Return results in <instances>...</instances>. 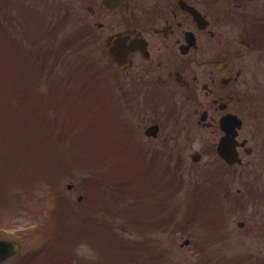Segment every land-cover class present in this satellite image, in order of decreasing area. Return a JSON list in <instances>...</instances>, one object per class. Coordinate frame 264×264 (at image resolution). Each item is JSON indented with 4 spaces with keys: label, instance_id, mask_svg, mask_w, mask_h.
I'll return each instance as SVG.
<instances>
[{
    "label": "rangeland",
    "instance_id": "1",
    "mask_svg": "<svg viewBox=\"0 0 264 264\" xmlns=\"http://www.w3.org/2000/svg\"><path fill=\"white\" fill-rule=\"evenodd\" d=\"M26 1L29 6L50 4L38 0ZM48 1L54 3L56 10L69 8L78 10L81 17L87 21V11L80 0ZM12 3L14 5H10L9 11L14 8L22 10L21 4L16 1ZM58 3L63 5L58 6ZM4 18L7 19V13H4ZM78 20L74 15L65 23L63 29L57 31H50L49 27L45 29L47 43L39 55H36L37 51L34 49L35 40L42 36V33L35 34L38 26H30L31 21L25 25L20 22L21 32L22 26L27 31V34L23 33L22 39H25L26 45L28 41V48L22 49L21 52L27 57L39 56L44 60L42 64L44 76L38 81L34 96L25 91L31 80L29 67L34 66V63L26 58L15 60L10 57L9 54H15L17 49L11 42L0 40V80L4 81L3 88L0 89V151L6 154L7 166L24 167L19 170V177L11 182L4 175H0V235L16 237L21 240L22 246L20 254L12 261L22 258L21 261L24 262L27 258L36 263L34 259L42 257L45 253L51 255L59 252L58 248L51 246L45 248L52 232L44 230L21 232L30 223L37 222L33 220L38 216L34 211L36 204H38L37 209L42 211L43 219L40 223L45 225L47 221L44 215L50 216L55 212L53 214L55 216L57 207L61 206L60 201L69 213L70 221L74 220L73 217L81 218L79 224L83 225L85 215L89 216L87 238L92 239L101 251V259L97 264L122 262L123 264H219V262L229 264L230 259L240 258L238 255H246L238 253L244 251L241 248L248 244L246 237L226 233L225 237L219 240L222 235L217 236V233L215 235L210 232L211 229L208 227L211 222L206 214L202 213L187 220L184 213L186 207L181 213L184 195L196 188L195 177L198 174H181L183 180L173 183L174 187L170 192L175 196L169 202V212L164 219L170 224L167 227L163 225L165 221L160 220L162 216L145 206L139 199L137 196L139 188L122 186L124 181L130 182L133 179V174L127 172L128 169L123 171V164L118 161L122 152L116 147V141L111 143L108 149L110 155L106 156L108 136L104 130L111 135L115 133L109 128H103V120L113 122L112 111L117 108H113L112 103L108 104L106 109L102 110V116L100 110L102 103L87 98L89 74L84 73L85 62L80 64L82 73L75 72L77 57L87 53V39L83 37L81 40H76L72 37L78 35L81 30V27L75 25ZM9 26L6 23L4 28L0 29L1 39L10 31L13 32L12 27ZM18 35L19 33L16 32L14 37ZM25 43L22 42L24 46ZM20 64L23 68L27 67L22 72L26 73V76L21 80L19 73H15ZM105 80L109 82L106 75ZM87 101L92 103L87 104ZM110 107L113 110L108 109ZM88 115H91L90 119ZM25 124L28 140L35 135L39 138L35 140L37 144L34 145H37L36 148L41 155L42 165L38 172L42 177V189L36 179L39 176L24 178L30 168L32 170L36 168L35 163L28 161L26 157L25 137L22 136L24 142L14 138L21 136ZM30 141L32 143L34 140ZM125 154L123 153V158ZM119 165L122 171L117 173L113 181V171L117 172ZM135 166L139 171V166ZM25 182H28L29 188L19 199L15 197L12 187L20 189ZM139 182L142 184V180ZM69 183L73 184L71 189L67 187ZM50 185H56L54 195L50 192ZM161 188L165 190L168 186L164 184ZM29 190L33 193L29 194ZM45 190L49 192L48 195H45ZM146 190L149 188L146 187ZM80 194L83 195L81 200L78 199ZM100 194L107 197L106 204L102 202L103 198ZM159 195L160 193H156L155 197ZM24 197L30 204L22 200ZM38 199L42 202L38 203ZM64 199H66L65 203ZM185 200L189 202V199ZM89 205L92 209L88 208ZM208 207L213 209L215 205L210 203ZM240 217L242 216L237 213L231 216L228 222L221 221L223 231L233 229V221ZM52 220L51 218V222ZM53 223L55 227H59L57 221ZM102 229L105 230L103 233ZM183 232L185 236H182ZM187 236L192 238L191 243L188 247H181L180 243ZM229 238L232 240H228ZM63 242L66 245V241ZM54 243L59 247L63 246L61 241ZM210 245L223 246L228 251L221 252L219 248ZM107 254L109 255L106 256ZM59 258L51 257L52 260ZM79 262V264H89L83 259H79ZM231 264L236 262L232 261Z\"/></svg>",
    "mask_w": 264,
    "mask_h": 264
},
{
    "label": "flooded vegetation",
    "instance_id": "2",
    "mask_svg": "<svg viewBox=\"0 0 264 264\" xmlns=\"http://www.w3.org/2000/svg\"><path fill=\"white\" fill-rule=\"evenodd\" d=\"M85 3L87 56L98 63L92 73H119L138 129L159 126L138 135L145 150L191 156L212 173L223 202L240 206L235 232L251 239L253 262L264 264V0ZM232 116L241 119L235 165L217 150L236 127Z\"/></svg>",
    "mask_w": 264,
    "mask_h": 264
},
{
    "label": "clouds",
    "instance_id": "3",
    "mask_svg": "<svg viewBox=\"0 0 264 264\" xmlns=\"http://www.w3.org/2000/svg\"><path fill=\"white\" fill-rule=\"evenodd\" d=\"M225 27H229L225 25ZM264 81V75L259 77ZM195 147H199V144H196ZM73 253L75 258L74 264H79V259H83L89 262V264H97L101 259V251L97 244L90 238H85L77 241L73 246Z\"/></svg>",
    "mask_w": 264,
    "mask_h": 264
},
{
    "label": "water",
    "instance_id": "4",
    "mask_svg": "<svg viewBox=\"0 0 264 264\" xmlns=\"http://www.w3.org/2000/svg\"><path fill=\"white\" fill-rule=\"evenodd\" d=\"M18 249L19 245L17 242L0 239V259L14 254Z\"/></svg>",
    "mask_w": 264,
    "mask_h": 264
}]
</instances>
